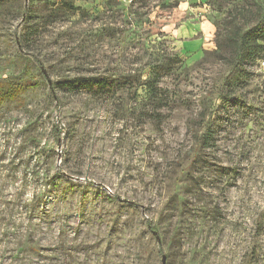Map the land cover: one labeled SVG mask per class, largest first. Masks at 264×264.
<instances>
[{"label":"rangeland","instance_id":"1","mask_svg":"<svg viewBox=\"0 0 264 264\" xmlns=\"http://www.w3.org/2000/svg\"><path fill=\"white\" fill-rule=\"evenodd\" d=\"M61 2L0 0V264H264V57L218 47L264 0Z\"/></svg>","mask_w":264,"mask_h":264},{"label":"trees","instance_id":"2","mask_svg":"<svg viewBox=\"0 0 264 264\" xmlns=\"http://www.w3.org/2000/svg\"><path fill=\"white\" fill-rule=\"evenodd\" d=\"M229 1V0H226ZM63 3L70 7L73 11L77 8L73 4L72 0H62L61 6ZM243 15L244 19V14ZM27 18V15H26ZM240 15L237 8H232L228 11L227 15L223 20V25L225 27V33L222 40V43L218 45L220 48H224L230 55L229 60L231 67L234 71L246 72V66L256 63L264 57V12L259 11L255 15V21L244 28L243 25H239ZM217 47V48H218ZM36 60H39L36 58ZM156 62L151 63L150 72L148 76L142 81V85L146 87V96L145 100L150 104L151 109L158 114L159 109L163 105V96L162 90L159 87V80L161 76L162 67L166 66V63L163 60L154 58ZM109 81L102 80L99 77L95 76H83V77H74L72 79H66L62 81H56L55 84L58 86H66L71 88L73 86H106ZM2 82H0V86ZM19 87L7 88L6 91H2L0 88V102L6 100L7 98H15ZM234 97L231 91L226 92L222 95V100L225 102L229 101ZM56 127L53 128L54 133L56 132ZM216 129L214 127V122L207 124L203 134L200 136L199 141L202 146L210 147L214 145V135ZM56 139L58 134L55 135Z\"/></svg>","mask_w":264,"mask_h":264},{"label":"water","instance_id":"3","mask_svg":"<svg viewBox=\"0 0 264 264\" xmlns=\"http://www.w3.org/2000/svg\"><path fill=\"white\" fill-rule=\"evenodd\" d=\"M50 83V82H49ZM153 234L155 235V238L159 241V235L156 230H152ZM166 263V254L162 253L161 254V259H160V264H165Z\"/></svg>","mask_w":264,"mask_h":264},{"label":"built area","instance_id":"4","mask_svg":"<svg viewBox=\"0 0 264 264\" xmlns=\"http://www.w3.org/2000/svg\"><path fill=\"white\" fill-rule=\"evenodd\" d=\"M261 64H263V65H264V60H262V61H261Z\"/></svg>","mask_w":264,"mask_h":264}]
</instances>
